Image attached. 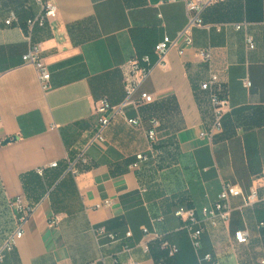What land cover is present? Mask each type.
<instances>
[{"label":"crops","instance_id":"0c3cea01","mask_svg":"<svg viewBox=\"0 0 264 264\" xmlns=\"http://www.w3.org/2000/svg\"><path fill=\"white\" fill-rule=\"evenodd\" d=\"M53 1L56 18L33 35L51 73V88L44 90L34 65L23 61L30 46L25 29L5 24L11 10L22 23L40 6L36 0H0V245L16 228L18 214L9 200L22 196L34 210L23 238L0 264H127L129 258L158 264L151 251L158 244L154 231L181 247L177 264H207L200 262L205 253L220 264H264V0L207 7L202 18L209 28L195 27L193 46L179 41L143 81L136 98L147 92L154 101L127 105L125 113L157 118L159 146L138 169L131 167L136 155L149 153L145 132L118 116L105 141L96 140V104L102 98L114 105L124 101L128 60L151 52L155 61L154 45L186 26L185 3ZM203 47L212 48L211 64L197 52ZM211 71L230 101L224 131L213 141L200 135L212 115L200 85ZM81 153L86 161L74 175L68 163ZM53 162L58 166L49 167ZM40 167H46L44 175ZM226 183L246 194L257 188L260 199L245 205L232 198L230 221L206 226L197 251L174 212L213 203ZM106 200L110 205H103ZM53 217L59 222L51 226ZM100 225L120 240L98 241L92 228ZM241 228L250 231L247 244L234 239Z\"/></svg>","mask_w":264,"mask_h":264},{"label":"built area","instance_id":"2783aa9c","mask_svg":"<svg viewBox=\"0 0 264 264\" xmlns=\"http://www.w3.org/2000/svg\"><path fill=\"white\" fill-rule=\"evenodd\" d=\"M168 1L185 3L188 21L184 29H182L175 38L165 35L155 44L153 50V55L156 56L155 61L152 60V54H144L141 56L136 55L128 60L129 73L126 78V97L124 101L120 104L113 105L107 98H102L96 104V112L98 114L96 140L105 141L106 129L118 116L122 117L132 127L141 129L145 132L149 153H138L136 155L135 161L131 164V167L134 169H138L143 162L148 161L158 152L156 145L158 144V128L160 126V121L157 118H152L146 121L139 116L130 117L125 113L126 106L130 104L138 106L154 101L153 96L147 92H142L139 98H136V94L140 90L143 81L151 75L153 69L157 65H162L164 63L166 55L173 47L177 46L179 41H183L185 45L193 46V29L201 26L209 28L210 26V24H205L202 18L205 9L224 0ZM36 2L40 6V11L37 14L26 18L24 22L21 23L18 12L16 10H11L5 20V24L8 26L17 24L25 29L26 37L30 42V46L28 51L23 55V61L34 65L42 88L48 90L51 88V73L47 64L41 58L42 43L35 41L33 35L36 28H46L49 26L50 22L56 18L58 14V7L53 0H36ZM241 27V24L236 25L237 29H240ZM246 43L249 49L255 47L254 40L250 35H246ZM197 52L204 62L208 64L212 63L213 55L211 47L198 48ZM179 53L183 54L184 49L180 48ZM244 84L246 87L252 85L251 81L248 79L244 81ZM200 91L206 95L212 110L208 128L202 131L200 135L213 141L224 131L225 116L230 106L229 97L226 94L219 75L212 71L210 72L209 77L201 82ZM85 161V155L84 153H81L75 160L68 163L67 170L74 175H77L80 172L78 168L79 165ZM57 166V162H53L49 165V167ZM45 169L46 167H40L37 169V172L40 175H43ZM234 197L242 198L245 205L255 204L260 199L257 188H252L251 191L246 194L239 185L226 183L213 203L204 205L199 210L197 208H189L183 205L175 210L174 214L183 221V229L188 232L195 250L198 251L202 248V237L206 230V226L216 228L221 223H228L230 221L232 213L231 199ZM9 205L15 207L18 216L16 228L7 235L0 245V262L5 260L8 253H11L16 249L18 242L25 234V225L34 212L33 208L26 204L22 196L10 199ZM103 205H110V201H104ZM103 205H96V207L98 208ZM58 222V217H53L49 220V225L54 226ZM262 226H264V222L259 223V227ZM92 230L98 241L101 238H107L111 242L120 240L117 234L109 231L104 225L95 226ZM142 230L145 235L150 234L147 227H144ZM152 235L154 240L158 243L159 248L165 251L168 256H175L179 252L178 245L171 242L163 234L154 231ZM131 236L132 233L128 231L126 237L129 238ZM250 237L251 234L247 228L237 229L234 232V239L239 244H247ZM142 245L146 252L150 251L151 247L149 241L143 242ZM125 250L129 251L130 247L125 245ZM102 260L104 262V257H102ZM114 262V264H119L117 260ZM200 262H205L207 264H220L211 253H205L200 258ZM135 263L136 262L132 258H129L127 264Z\"/></svg>","mask_w":264,"mask_h":264},{"label":"trees","instance_id":"16d2710c","mask_svg":"<svg viewBox=\"0 0 264 264\" xmlns=\"http://www.w3.org/2000/svg\"><path fill=\"white\" fill-rule=\"evenodd\" d=\"M17 11V10H16ZM18 12V11H17ZM155 46V45H154ZM144 54H151V52H147V53H143V54H140L138 56H141V55H144ZM111 103V102H110ZM112 104V103H111ZM114 105V104H113ZM152 119V118H150ZM149 120V119H148ZM147 121V120H146ZM159 145H156V147L158 148ZM45 173V172H44ZM44 175V174H43ZM179 247V246H178ZM181 247H179V252L175 255V256H168L167 253L163 250H161L159 248V245L157 244V246L154 248L152 247L151 248V251H154L155 252V259H156V262L158 264H177V256L179 255V253L181 252Z\"/></svg>","mask_w":264,"mask_h":264},{"label":"water","instance_id":"95a60500","mask_svg":"<svg viewBox=\"0 0 264 264\" xmlns=\"http://www.w3.org/2000/svg\"><path fill=\"white\" fill-rule=\"evenodd\" d=\"M14 138H16V137H14ZM10 140H11V138L6 139V140L3 142V144H7L8 142H10Z\"/></svg>","mask_w":264,"mask_h":264}]
</instances>
